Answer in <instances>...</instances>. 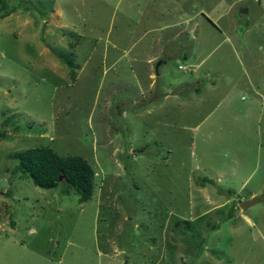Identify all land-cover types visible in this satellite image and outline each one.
I'll return each instance as SVG.
<instances>
[{"label": "rangeland", "instance_id": "rangeland-1", "mask_svg": "<svg viewBox=\"0 0 264 264\" xmlns=\"http://www.w3.org/2000/svg\"><path fill=\"white\" fill-rule=\"evenodd\" d=\"M7 3L0 264H264V0ZM41 146L89 200L15 171Z\"/></svg>", "mask_w": 264, "mask_h": 264}, {"label": "trees", "instance_id": "trees-1", "mask_svg": "<svg viewBox=\"0 0 264 264\" xmlns=\"http://www.w3.org/2000/svg\"><path fill=\"white\" fill-rule=\"evenodd\" d=\"M27 9H29L26 5ZM12 8L7 0H0V17L9 15ZM59 57L72 66L73 56ZM6 133L0 131V137ZM18 159L16 172L30 177L32 182L41 188H54L59 182L72 188L78 195L79 202H85L92 197L94 189V170L92 165L80 155L63 156L50 147H32L14 154ZM60 176L62 177L61 179Z\"/></svg>", "mask_w": 264, "mask_h": 264}, {"label": "water", "instance_id": "water-1", "mask_svg": "<svg viewBox=\"0 0 264 264\" xmlns=\"http://www.w3.org/2000/svg\"><path fill=\"white\" fill-rule=\"evenodd\" d=\"M158 64H159V63H158ZM157 66H158V65H156V69H157ZM61 178H62V177L60 176L59 179H61ZM257 201H258V198H256V197H255V198H252V199H250V200H247V201L241 203V204H240V207H241L242 209H245V208L249 207L250 205L256 203Z\"/></svg>", "mask_w": 264, "mask_h": 264}, {"label": "crops", "instance_id": "crops-1", "mask_svg": "<svg viewBox=\"0 0 264 264\" xmlns=\"http://www.w3.org/2000/svg\"><path fill=\"white\" fill-rule=\"evenodd\" d=\"M222 16H223V13L220 14V16H217V17H216V20H218V19L221 18ZM216 20H215V21H216ZM180 21H181V20L177 21V23H178V24H182V23H180ZM232 22H233V23H236L235 17L232 18ZM239 22H240V18H239ZM177 23H176V24H177ZM237 24H238V20H237ZM240 24H241V23H240ZM246 27H247V26L243 27V31H241V32H244V31H245V33H246V30H247ZM233 29H234V26L232 27V30H233ZM190 30H191V29H190ZM253 195H254V194H253Z\"/></svg>", "mask_w": 264, "mask_h": 264}]
</instances>
